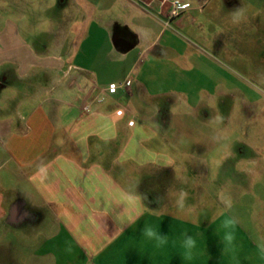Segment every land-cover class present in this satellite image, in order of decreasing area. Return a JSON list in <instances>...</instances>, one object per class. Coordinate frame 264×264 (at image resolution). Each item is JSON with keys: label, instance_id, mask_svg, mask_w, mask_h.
Masks as SVG:
<instances>
[{"label": "crops", "instance_id": "crops-1", "mask_svg": "<svg viewBox=\"0 0 264 264\" xmlns=\"http://www.w3.org/2000/svg\"><path fill=\"white\" fill-rule=\"evenodd\" d=\"M181 1L167 22L169 0H0V251L16 264H264V145L198 116L226 83L209 55L264 49L229 16L264 22V0ZM229 161L255 168H209Z\"/></svg>", "mask_w": 264, "mask_h": 264}, {"label": "rangeland", "instance_id": "rangeland-1", "mask_svg": "<svg viewBox=\"0 0 264 264\" xmlns=\"http://www.w3.org/2000/svg\"><path fill=\"white\" fill-rule=\"evenodd\" d=\"M238 2L243 3V0H238ZM184 9L185 6L183 5L182 12L174 18L170 17L168 11L167 22L179 18ZM48 14L51 13L45 12L44 14H41L40 17L46 19ZM246 14L249 15L248 10L245 15ZM229 16L233 18V14ZM252 16L256 22L244 23L243 20L239 23L234 22L233 29L239 30L242 29V27L247 26L248 31L259 30V33L262 32L261 35H264V22L259 18L257 19V15ZM40 24H42V28H46V23L42 21ZM248 26L250 28H248ZM164 28L167 32L178 36V40H181L187 46L189 45L188 43L193 44L190 37L181 30L173 28L171 23L165 25ZM247 44H249V46L246 47L247 49L241 47L243 49L237 48L236 50L231 47L232 53L230 55L228 53L209 55L210 61L216 64L217 74L222 76V79H225L226 83L210 87V92L213 93V102L207 101L200 103V112L198 116L201 117L202 115L207 114L209 120L207 122L214 124L217 129L231 128L233 132L241 130L243 132L242 138L248 143L264 145V49L260 51L256 49L262 45V42L260 45H256L257 39L255 37H250L249 40H247ZM244 63L248 64L249 69H242L240 67V65ZM216 82L218 83V78H216ZM128 87L129 83L124 82L119 86L116 85L100 89V95H98L92 103L98 104L103 102L104 97L102 94L105 91L126 89ZM88 109L86 111H88ZM218 117H222L223 119H218ZM201 120L203 121V119ZM220 152L223 151L216 152L217 156L215 158V163L218 162L217 158L219 157V154H221ZM258 154L263 157V162L259 165V169L261 170V173L264 174V149L259 151ZM209 168H212V173H240L241 170H251L254 169L255 166L251 163L242 166H234L229 161L222 162L221 166L213 165ZM14 260L15 258L13 256L11 257L0 251V264H16Z\"/></svg>", "mask_w": 264, "mask_h": 264}, {"label": "built area", "instance_id": "built-area-1", "mask_svg": "<svg viewBox=\"0 0 264 264\" xmlns=\"http://www.w3.org/2000/svg\"><path fill=\"white\" fill-rule=\"evenodd\" d=\"M183 9V3L181 0H169V15L171 18L177 17ZM88 107H85L86 111Z\"/></svg>", "mask_w": 264, "mask_h": 264}, {"label": "clouds", "instance_id": "clouds-1", "mask_svg": "<svg viewBox=\"0 0 264 264\" xmlns=\"http://www.w3.org/2000/svg\"><path fill=\"white\" fill-rule=\"evenodd\" d=\"M244 13H243V9L242 8H237L234 12H233V21L235 23H239L242 19H243ZM218 119H223L222 117H218ZM231 221H226V226H228L229 224H231ZM189 243L191 244L192 241L191 239H189Z\"/></svg>", "mask_w": 264, "mask_h": 264}]
</instances>
